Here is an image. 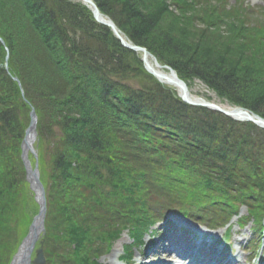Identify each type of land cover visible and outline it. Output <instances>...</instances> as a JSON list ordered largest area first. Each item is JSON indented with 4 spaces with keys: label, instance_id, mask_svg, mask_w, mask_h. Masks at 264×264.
I'll return each instance as SVG.
<instances>
[{
    "label": "trees",
    "instance_id": "16d2710c",
    "mask_svg": "<svg viewBox=\"0 0 264 264\" xmlns=\"http://www.w3.org/2000/svg\"><path fill=\"white\" fill-rule=\"evenodd\" d=\"M93 1L188 86L195 77L264 117V36L227 0ZM0 36V264H9L30 223L26 216L22 232L15 228L26 201L20 144L29 104L38 115L39 160L50 167L47 264H89L95 235H118L103 213L111 198L140 229L132 221L144 222L157 188L168 186L201 216L230 217L244 204L261 221L263 128L181 102L139 58L136 67L126 63L135 53L80 2L0 0Z\"/></svg>",
    "mask_w": 264,
    "mask_h": 264
},
{
    "label": "rangeland",
    "instance_id": "374dc122",
    "mask_svg": "<svg viewBox=\"0 0 264 264\" xmlns=\"http://www.w3.org/2000/svg\"><path fill=\"white\" fill-rule=\"evenodd\" d=\"M213 3L216 5H219V4H217V2H214V1H213ZM227 4H228L227 7H233V8L236 7L239 10H241L239 13L242 15V17L244 19L247 20V22L245 23V26L254 27V26L260 25V31H261L262 35L264 36V26L261 27L263 25L262 23H264V0H228ZM248 5L255 7L254 12L249 10V8H247V10H245V6L247 7ZM171 9L174 10L173 7ZM97 23H99L103 26H106V25H104L98 21H97ZM199 27H202V26H199ZM203 28L204 27H202L201 29H203ZM122 47L125 49H128V47H125L124 45H122ZM128 51L135 53V56H133V57L131 56L128 59L124 58L123 60H125V62L128 63L131 67H136V64H137L136 57H137L140 59L141 67L144 69V71L146 73H148L149 71H148V68L146 67L147 65L145 62L146 57L148 55V56L152 57V59L159 66L165 67V68L167 67V68L173 70V68L171 66H169L167 64H162L157 60V58L155 59L153 57L154 55L151 52H149L151 55L150 54L144 55V53H142V51H139V50H129L128 49ZM131 58H133V59H131ZM129 61H130V63H129ZM149 75H151V74H149ZM152 77L154 79H156L154 76H152ZM130 82H133L134 84H139V81L136 79H133ZM188 84H190L189 89H190V92L192 93V95L194 97H196V98L201 97L203 99L218 103L219 105H221L223 107H227V108L234 107L230 102H228L225 99V97L220 96L216 91H214L211 88H209L208 86H206L199 79H197L195 77L191 78L190 81L188 82ZM233 120H235V119H233ZM243 120L241 122H245ZM236 121H239V120H236ZM23 177L25 180V181H23V184H26L27 189L25 191L26 201L25 202L21 201V205H20V216H23V218L21 219V222L19 225L20 219H19V213H18L17 219L15 221V228L18 230L19 233L22 232L23 226L26 225V216H30V220H31V218L37 212V208H38V204L35 201L34 192L30 188L29 183L26 180V175H25L24 171H23ZM30 196H31V198H30ZM238 212H239L238 214L245 216L246 215V207H244V206L239 207ZM168 217L172 221H174L176 223H180V225L183 226V229H187L189 226L193 229H197V227H198L197 225L191 224V223L187 222L186 220H183V218L180 216L169 215ZM30 220H29V222H30ZM192 222H194V221H192ZM261 222H262L261 225H263L264 219ZM28 224H27V227H28ZM92 225L94 226L96 224H92ZM162 225L164 227V222H161V223L151 227L150 229L151 230L155 229L157 231V229H158L157 227H160V226L162 227ZM47 229L48 228L46 227V224H45V233H44L43 238L41 240V246L43 247V251H44L45 256L48 255V252H49L48 250H50L49 246H52V240L49 237V230H47ZM92 229H94V227H92ZM202 229L203 230L205 229L204 232H206V233H207V231H209V229L207 227H202ZM252 229L253 228H252V226H250V221H248L245 226L241 227V226H238V224H237V218L233 217L231 219V221L229 222V225L215 227L214 230H212V233H213V236L215 238H218L219 242H220V238L224 237L225 241H227V246L231 245V247H233V251H234L235 255L237 254L239 257L238 264H258L259 260H264V243H263V245L259 246L260 248H258L255 257L252 260L250 259V256L248 255L247 252H244V251L242 252L240 249V246H241V248H244V246L247 245L250 237H252L251 236V230ZM158 232L153 231L151 234H149V235H151V236H149V238H148V236H145V240L149 241L145 244V246H147L149 244L148 247H150V246L154 247V245L156 243L155 239L157 241H160V239L164 238V233L163 234L161 233L157 237ZM95 236H97V238L95 240L92 239L90 244H89V245H91V253L89 256V260H88L89 264H94V263L95 264H124L122 261H120L117 258L119 256L123 255V249H124L125 245H127L131 242V239L129 238L126 231H124L120 235V237L117 236L118 238L114 237L112 239L106 240V246H108L107 251L104 248L105 244H103L105 241L101 240V238L98 237V234H96ZM153 239H154V241L152 242ZM236 239H238V242H236ZM10 241H12L11 237L9 238V242ZM18 246H19V244L17 245V248H18ZM145 246H144V248H145ZM17 248H16L15 252L17 251ZM138 250L141 251L140 248H135L133 253H136ZM14 253H13V255H14ZM13 255L11 256V258L9 260V264L12 260ZM168 255L170 258V254H168ZM166 257H167V255L164 257H161V258L165 259ZM145 259L149 260V259H151V257L149 256V258L147 257ZM157 259L158 258H155L153 260H157ZM150 261L152 262V260H150ZM45 264H47V263H45Z\"/></svg>",
    "mask_w": 264,
    "mask_h": 264
},
{
    "label": "bare ground",
    "instance_id": "6f19581e",
    "mask_svg": "<svg viewBox=\"0 0 264 264\" xmlns=\"http://www.w3.org/2000/svg\"><path fill=\"white\" fill-rule=\"evenodd\" d=\"M71 1L82 3L90 11L89 6L86 5L82 0H71ZM91 1L95 4V2L93 0H91ZM247 8H249V10H251L252 12H254V10H255V7H253V6H249V5L247 7L245 6V10H247ZM93 19L95 20L94 17H93ZM99 20L104 21V22H107L108 20H110L113 22V20L110 17L103 14L102 12L99 15ZM114 25L116 26L115 23H114ZM116 28L119 32L120 37L125 42H127L128 44H131V45H133V44L137 45L134 42H132L126 35H123L117 26H116ZM115 38L119 41L120 45L122 46L123 44L121 43L120 39L116 35H115ZM0 41L2 44H4V40L2 39L1 36H0ZM128 49L134 50L131 48H128ZM145 62H146V65H147L146 67L148 68V71L154 72L156 75V76L155 75L154 76L156 77V79H158V81H160L159 83L162 84L163 86L167 87L168 89L172 90L175 93V96H177L181 102L186 103L188 105H192V106H200L203 101H206V100L202 101L201 97L200 98L194 97L192 95V93L190 92V89H189V86L187 85V83H184L186 88L183 89L184 87L177 80V77H179V76L177 75V73L174 69H173V72L175 75L173 73H171L169 68L159 66L152 59V57H150L148 55L146 57ZM132 85H136V84H134L132 82ZM225 99L228 102H230L226 97H225ZM186 100H190L192 102H195L196 104L188 103V102H186ZM207 102H209V101H207ZM209 103L213 104L215 102L210 101ZM215 104H217V106H219L222 109H225V110L230 109L227 107H223V106L219 105L218 103H215ZM31 108H33L35 113H36V116H37L36 126H37L38 115H37V112H36L35 107L33 105H29L28 117H29V113H30ZM206 108L214 110V111H218V110L212 109V108L207 107V106H206ZM239 116L245 117L246 115L244 113H240ZM29 121H30V117L28 119V123H27L26 127L28 126ZM37 134H38V131H37ZM37 141H38V136H37V139L35 141L36 144H37ZM20 157L22 159L21 155H20ZM24 158L27 160V164L23 165V171L25 172L27 182L28 183H29V181L31 182L32 179L30 178V174L36 169L37 173H38V175H37L38 179H39L40 184L42 185L43 190L46 194L48 178H49V173H50V167L48 165H42L41 160H39L38 153H36V156H35L30 152V150H26ZM27 172L29 173V176H28L29 181L27 179ZM105 178H106V176H104L102 178V181ZM35 190H37V194H40L39 187L37 186V184H34L32 187V191H34V193L36 194ZM99 191L100 192H107L108 187L105 186L104 184H100L99 185ZM110 201H111V202H109L110 206L103 208V213H105L106 216H108L109 219L113 223H116L119 226H126L128 224V221H127V218H125V216L122 214V211H123L122 206L120 205V203L118 201L115 200V198H111ZM96 208L100 209L98 206H96ZM186 221L191 223V224L196 225V223H194L188 219H186ZM170 223L172 225V230L168 232V236L164 235V238L157 244V246L155 248H153L155 253L156 252H162L160 254V255H162V254L166 253L164 251L170 249L173 252H175L176 254H178L179 258L183 260V264H238V259H239L238 255L237 254L235 255L233 250H232V252L230 251L227 253L226 247L217 245L218 248L216 247L217 248L216 251L211 253V249L216 246V243L218 241L217 238L209 237L208 240H205V238L196 236L193 233H189V232L187 233L185 231V229H182V226L180 225V223H176L172 220H170ZM236 242H238V239H236ZM229 248L233 249V247H231V245H229ZM152 255H153V252L150 251L146 257L152 256ZM21 256H22V251L20 249H18L14 263L18 259H20ZM148 264H168V263L163 261V259H159L157 261L152 260V262L149 260ZM259 264H264V261L263 262L260 261Z\"/></svg>",
    "mask_w": 264,
    "mask_h": 264
},
{
    "label": "water",
    "instance_id": "95a60500",
    "mask_svg": "<svg viewBox=\"0 0 264 264\" xmlns=\"http://www.w3.org/2000/svg\"><path fill=\"white\" fill-rule=\"evenodd\" d=\"M86 5L89 6L93 17L95 18L96 21L108 26L113 33L120 39L121 43L128 48L134 49V50H139L142 51V53H144V55L150 54L145 48L143 47H139L137 45H131L128 44L127 42H125L119 35V32L116 28V26L114 25V23L110 20H108L107 22L101 21L99 20V15L101 14L100 11L98 10L97 6L91 1V0H82ZM151 55V54H150ZM154 57V56H153ZM155 58V57H154ZM5 66L7 67V63H5ZM171 73L174 74L173 70H171ZM151 74L155 75L154 72L150 71ZM175 75V74H174ZM156 76V75H155ZM13 79L17 82V84L19 85L21 92H22V96L23 95V90L21 88V84L20 81L17 77L13 76ZM177 80L179 81V83L184 87L183 89H185V84L184 82L179 79L177 77ZM183 97V96H182ZM186 102L191 103V104H196L195 102H192L190 100H186ZM202 106H207L210 107L212 109L218 110L226 115L229 116H233L236 117L237 119H245V120H250L256 124H258L261 127H264V120L258 116H253L251 115L247 110L245 109H231V110H225L220 108L219 106H217L216 104H212L209 102H202L201 103ZM240 113H244L246 116L245 117H240ZM29 117H30V121L28 126L25 128L24 131V136L22 138L21 141V148H22V160L24 164H27V160L24 158L25 157V153L26 150H30V152L36 156V149H35V141L37 139V130H36V123H37V116L36 113L34 111L33 108H31L30 113H29ZM30 141V142H29ZM38 173L37 170L35 169L31 174H30V178L32 179L31 182L29 181V173L27 172V179L29 181V185L32 189L34 184H37V186L39 187V192L40 194H37V190H35L36 194H35V199L38 203V212L37 214L33 217L29 228H28V232L27 235L24 237V239L21 242V245L19 247V249L22 251V256L20 259H18L15 263V257L17 255V253L14 255V257L12 258V261L10 264H30L31 263V253L34 249L35 243L36 241L39 239V235L40 233L44 230V217H45V212H46V201H45V192L43 190L42 185L40 184V181L38 179ZM33 262L35 264H43L44 263V258H43V254H42V249L38 248L36 250V257L33 259Z\"/></svg>",
    "mask_w": 264,
    "mask_h": 264
}]
</instances>
